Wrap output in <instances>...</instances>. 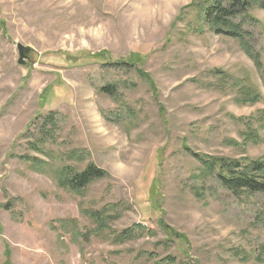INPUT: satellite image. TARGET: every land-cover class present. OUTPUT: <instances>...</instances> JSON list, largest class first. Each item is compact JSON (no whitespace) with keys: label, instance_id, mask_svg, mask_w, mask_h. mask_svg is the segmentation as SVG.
Instances as JSON below:
<instances>
[{"label":"rangeland","instance_id":"obj_1","mask_svg":"<svg viewBox=\"0 0 264 264\" xmlns=\"http://www.w3.org/2000/svg\"><path fill=\"white\" fill-rule=\"evenodd\" d=\"M195 1L0 0V264H264V193L200 160L264 157V0L250 54Z\"/></svg>","mask_w":264,"mask_h":264},{"label":"trees","instance_id":"obj_2","mask_svg":"<svg viewBox=\"0 0 264 264\" xmlns=\"http://www.w3.org/2000/svg\"><path fill=\"white\" fill-rule=\"evenodd\" d=\"M227 1L229 8L222 6V2ZM198 8V19L205 20L210 29L217 34L221 33V27L226 28L227 34L237 38L240 41L241 47L246 53L250 54L251 48L246 41L251 37L249 32L244 31L238 24H233L230 21V16L237 12L235 7H244V0H197L195 1ZM264 9V4L260 5ZM107 54V53H106ZM99 57L97 60L106 64L107 56ZM253 59L258 64L257 56ZM253 92H250V96ZM257 94V93H256ZM256 96V95H255ZM251 101L256 98L250 97ZM204 166V171L214 173L220 179L223 187L228 189L236 196L244 193H264V157L260 160L241 163V160H231L227 158H200ZM61 184H66L70 188L79 189L86 186L91 180L99 179L104 176V172L95 168L93 165L87 166L83 171L74 173L68 176L63 174Z\"/></svg>","mask_w":264,"mask_h":264},{"label":"water","instance_id":"obj_3","mask_svg":"<svg viewBox=\"0 0 264 264\" xmlns=\"http://www.w3.org/2000/svg\"><path fill=\"white\" fill-rule=\"evenodd\" d=\"M17 51H18V60L17 63L20 65H24L25 64V60H27L31 53L33 52V50L29 47L23 46L21 44H17Z\"/></svg>","mask_w":264,"mask_h":264}]
</instances>
